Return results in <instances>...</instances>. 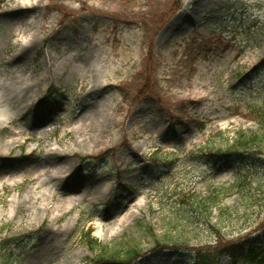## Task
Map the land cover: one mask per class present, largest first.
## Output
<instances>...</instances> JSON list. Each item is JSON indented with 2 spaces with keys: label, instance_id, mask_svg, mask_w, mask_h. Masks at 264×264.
Instances as JSON below:
<instances>
[{
  "label": "rangeland",
  "instance_id": "rangeland-1",
  "mask_svg": "<svg viewBox=\"0 0 264 264\" xmlns=\"http://www.w3.org/2000/svg\"><path fill=\"white\" fill-rule=\"evenodd\" d=\"M260 64L264 0H0V264H87L88 232L140 244L139 264H191L153 251L217 245L177 192L239 179L231 224H211L224 243L261 236L264 148L209 155L260 132Z\"/></svg>",
  "mask_w": 264,
  "mask_h": 264
},
{
  "label": "trees",
  "instance_id": "trees-1",
  "mask_svg": "<svg viewBox=\"0 0 264 264\" xmlns=\"http://www.w3.org/2000/svg\"><path fill=\"white\" fill-rule=\"evenodd\" d=\"M61 9V7H59ZM264 67V64H261L259 68ZM150 81V78H149ZM149 81L147 80L146 88L144 87L140 93V97H144L149 93L147 90L148 86L150 85ZM257 118L259 123L261 124L260 132L251 133L249 135L245 134L243 131L238 133L237 139L233 142L231 146H229L226 150H215L210 151L209 153L213 156L215 154H222L225 158H231L233 156L240 157L243 156V151L250 152L251 149L259 148L262 152L264 148L263 143V136H264V111L258 112ZM247 182H243L242 180H237L235 185H232L229 188H223L221 190L215 189L211 190L208 193V197L204 198L200 195L195 193H186L182 194L181 200L176 202V204H180V207L187 208L190 211H195L197 214H201V220H205V224L208 228H212L214 233L218 235V242L217 245L212 246H201V248H195L194 251L197 252V259L194 264H218L220 259L227 255L232 259L233 264H239L243 262L245 264H264V249L263 247L259 246V239H264V226L262 227V234L261 236L255 237H247L240 239L238 242H229L224 243L222 240L221 235V228H216L215 225L211 224V219L213 216V210H219L221 217L224 216L226 212L230 214V220L228 224H231V220L233 218V214H231L230 208H225L222 206L223 196L225 195H234L242 192L243 188H248ZM229 189L233 190L228 194H225L229 191ZM222 221V220H221ZM226 224H224L225 226ZM143 235L145 237H154L155 233L154 229L150 226L147 230L143 227L141 228ZM143 236L141 238H143ZM122 242L119 244L118 247L114 246L113 248L108 245H101L99 242L95 240H88L89 247L94 252H99L95 259L92 261V264H107L108 262H122L128 264H134L138 258L141 257L143 249L140 244L133 243L132 240H128V238H123ZM155 248L153 251L161 252L167 248H173L177 250H183L187 248L183 245L176 244V245H169L163 244L159 241L158 238L154 241ZM189 249V248H187ZM260 258V260H258Z\"/></svg>",
  "mask_w": 264,
  "mask_h": 264
},
{
  "label": "bare ground",
  "instance_id": "bare-ground-1",
  "mask_svg": "<svg viewBox=\"0 0 264 264\" xmlns=\"http://www.w3.org/2000/svg\"><path fill=\"white\" fill-rule=\"evenodd\" d=\"M28 95H25V96H23V100L26 102V100H27V97ZM30 100H28V102H29ZM27 102V103H28ZM27 140L29 141V140H33V138H27ZM85 142L87 141V140H84ZM87 142H89V141H87ZM70 158H66V157H63V163L65 164V167L66 166H70V160H69ZM64 167V168H65ZM66 173V172H65ZM82 188H84V184H82ZM58 192H62V193H65V190H63V188H58ZM103 190V189H102ZM68 191V190H67ZM59 194V193H58ZM84 194H87V193H84ZM60 197H62V194H61V196ZM72 197V196H71ZM84 197V196H83ZM85 198V197H84ZM140 205V202L138 203V206ZM126 219V218H125Z\"/></svg>",
  "mask_w": 264,
  "mask_h": 264
}]
</instances>
